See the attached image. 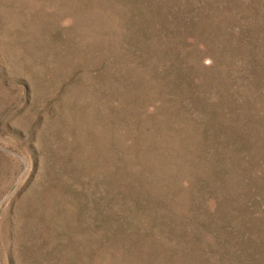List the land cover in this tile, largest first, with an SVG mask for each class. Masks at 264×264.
Masks as SVG:
<instances>
[{"label":"rangeland","instance_id":"374dc122","mask_svg":"<svg viewBox=\"0 0 264 264\" xmlns=\"http://www.w3.org/2000/svg\"><path fill=\"white\" fill-rule=\"evenodd\" d=\"M0 264H264V0H0Z\"/></svg>","mask_w":264,"mask_h":264}]
</instances>
